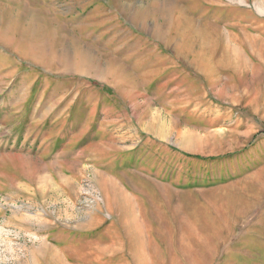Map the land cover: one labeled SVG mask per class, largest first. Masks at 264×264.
<instances>
[{
    "label": "rangeland",
    "instance_id": "374dc122",
    "mask_svg": "<svg viewBox=\"0 0 264 264\" xmlns=\"http://www.w3.org/2000/svg\"><path fill=\"white\" fill-rule=\"evenodd\" d=\"M56 261L264 264V0H0V264Z\"/></svg>",
    "mask_w": 264,
    "mask_h": 264
},
{
    "label": "bare ground",
    "instance_id": "6f19581e",
    "mask_svg": "<svg viewBox=\"0 0 264 264\" xmlns=\"http://www.w3.org/2000/svg\"><path fill=\"white\" fill-rule=\"evenodd\" d=\"M11 24L13 25L12 22H11ZM11 24L8 25L6 22H3L1 24L2 25L1 28L4 30V34H6L7 36H10L11 32H15V28H13V26ZM18 33L24 35V37H27L28 39H32V38H34V36L37 37V35L33 32V30L31 29L30 26H27V29L24 28V29L20 30V32H18ZM58 261H56L54 264H64V263H61Z\"/></svg>",
    "mask_w": 264,
    "mask_h": 264
}]
</instances>
